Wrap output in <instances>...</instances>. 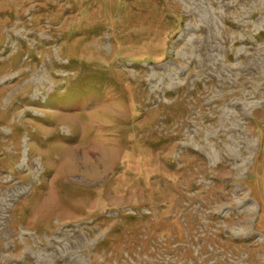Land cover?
Returning a JSON list of instances; mask_svg holds the SVG:
<instances>
[{"label": "rangeland", "instance_id": "rangeland-1", "mask_svg": "<svg viewBox=\"0 0 264 264\" xmlns=\"http://www.w3.org/2000/svg\"><path fill=\"white\" fill-rule=\"evenodd\" d=\"M0 264H264V0H0Z\"/></svg>", "mask_w": 264, "mask_h": 264}, {"label": "trees", "instance_id": "trees-1", "mask_svg": "<svg viewBox=\"0 0 264 264\" xmlns=\"http://www.w3.org/2000/svg\"><path fill=\"white\" fill-rule=\"evenodd\" d=\"M179 17L178 16H175V21H174V23H177V19H178ZM145 139H147V138H145Z\"/></svg>", "mask_w": 264, "mask_h": 264}, {"label": "bare ground", "instance_id": "bare-ground-1", "mask_svg": "<svg viewBox=\"0 0 264 264\" xmlns=\"http://www.w3.org/2000/svg\"><path fill=\"white\" fill-rule=\"evenodd\" d=\"M89 149V148H88ZM89 151V153L91 152L90 150H88ZM86 157H87V155H85Z\"/></svg>", "mask_w": 264, "mask_h": 264}]
</instances>
